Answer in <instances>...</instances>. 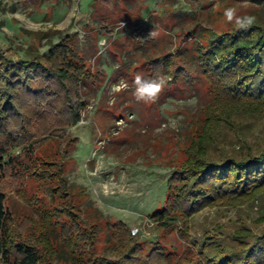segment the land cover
I'll use <instances>...</instances> for the list:
<instances>
[{
	"label": "rangeland",
	"instance_id": "rangeland-1",
	"mask_svg": "<svg viewBox=\"0 0 264 264\" xmlns=\"http://www.w3.org/2000/svg\"><path fill=\"white\" fill-rule=\"evenodd\" d=\"M92 1L0 0V47L7 57L44 54L51 43L75 34L85 65L102 82L97 87L88 80L83 87L87 106L75 126L64 127L66 117L57 121L46 109L42 120L26 125L25 135L14 128L12 148L0 156V191L12 237L42 253L51 250L52 264H114L127 248L121 222L130 243L141 247L132 264H200L203 241L217 244L225 256L241 253L233 259L240 264L245 243L264 234V191L254 201L204 207L181 228L160 229L148 215L163 204L170 171L189 157V146L200 136L208 138L212 159L264 147L262 115L237 109L225 123L204 121L222 109L214 105L202 65L193 66L196 43L205 50L207 38L191 31L198 24L195 29L229 32L247 17L264 26V0H99L94 7ZM229 9L235 10L231 20ZM121 22L126 24L119 30ZM109 35L111 45L101 46ZM167 54L182 70L175 78L159 60L150 62ZM137 73L166 81L155 99H136ZM50 163L60 166L68 197L55 192L57 181L43 173L55 169ZM258 245L262 249L250 264H264V241ZM64 252L74 263H65Z\"/></svg>",
	"mask_w": 264,
	"mask_h": 264
},
{
	"label": "trees",
	"instance_id": "trees-1",
	"mask_svg": "<svg viewBox=\"0 0 264 264\" xmlns=\"http://www.w3.org/2000/svg\"><path fill=\"white\" fill-rule=\"evenodd\" d=\"M97 1L93 0L91 6L94 7ZM242 22L244 26L218 34L205 27V30L195 29L198 24L191 30L199 38H207L205 50L200 48L202 43H196L194 51L198 55L193 66L202 65L201 72L215 94L214 105L222 109L219 114L204 115V121H212V124L216 121L227 122L237 109L238 112L250 111L264 116V26L253 19L251 23L246 18ZM120 25L119 30L123 28ZM101 33L98 30L96 36ZM253 34L255 38H252ZM111 39L114 38L109 35L106 48L111 45ZM76 41L75 34L67 35L51 43L44 54L14 61L0 47V156L11 150L15 139L14 128L21 131L20 136L25 135L26 125L34 119L42 120L48 113L46 109L54 111L57 121L60 120L59 115L66 117L64 127L75 126L79 122L87 106L83 87L88 84V80L97 83V87L102 82L85 65V58L76 47ZM98 52L97 49L94 52L95 59L99 56ZM204 53H207V58ZM167 57L168 54L161 58L154 57L150 62L155 64L159 60L161 67H168L169 72L167 69L165 71L171 77L180 74L182 70L178 71V67L172 66ZM209 150L208 138L200 136L194 145L189 146V157L172 168L166 179L163 204L148 215L156 227L165 230L181 228L187 219L204 207L219 201L232 205L241 201H254L264 191V147L246 153L235 154L233 151L217 159L210 158ZM50 164L56 170H44L43 173L57 181L52 188L55 192L68 197L66 178L61 175L60 166ZM117 225L121 227L119 233L128 242L127 248L119 252L114 264H132L139 259L141 247L130 243L132 238L125 224L117 222ZM41 232V243L46 245V233ZM261 240L264 241V234L255 237L249 246L245 243L244 252L239 258L240 264H250V258L262 249L258 245ZM220 249L214 242H201L198 249L200 264H233V259L241 255L231 253L225 256ZM44 253L50 256V261L46 260ZM44 253L34 244L12 237L5 195L0 191V258H6L5 264H52V251ZM61 258L65 263H74V259L66 253Z\"/></svg>",
	"mask_w": 264,
	"mask_h": 264
},
{
	"label": "clouds",
	"instance_id": "clouds-1",
	"mask_svg": "<svg viewBox=\"0 0 264 264\" xmlns=\"http://www.w3.org/2000/svg\"><path fill=\"white\" fill-rule=\"evenodd\" d=\"M235 13L234 9L227 10L226 15L231 20L233 15ZM252 17H247L246 20L251 23ZM244 26V25H241ZM121 27H124L122 24ZM155 33L151 31L149 33V37L154 36ZM106 42L104 40H101L99 44L103 46ZM134 84H135V97L137 100H143L145 102L149 100L155 99L159 93L163 90L165 87L166 81L162 78V76H154L152 78H144L142 74L137 73L134 78Z\"/></svg>",
	"mask_w": 264,
	"mask_h": 264
},
{
	"label": "built area",
	"instance_id": "built-area-1",
	"mask_svg": "<svg viewBox=\"0 0 264 264\" xmlns=\"http://www.w3.org/2000/svg\"><path fill=\"white\" fill-rule=\"evenodd\" d=\"M120 24H121V25H122V24L124 25V22H121ZM121 25H120V26H121ZM137 233H138V229H137V228H133V229H131V234H132V235H136Z\"/></svg>",
	"mask_w": 264,
	"mask_h": 264
}]
</instances>
